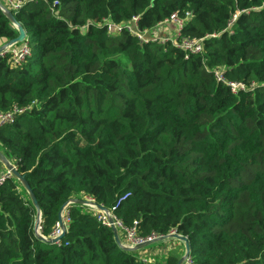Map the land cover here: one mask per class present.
Listing matches in <instances>:
<instances>
[{"label": "trees", "instance_id": "trees-1", "mask_svg": "<svg viewBox=\"0 0 264 264\" xmlns=\"http://www.w3.org/2000/svg\"><path fill=\"white\" fill-rule=\"evenodd\" d=\"M6 1L30 53L0 54V112L26 109L0 128V150L37 198L41 234L51 237L69 200L89 197L137 237L187 236L195 264H264V0ZM174 13L201 52L110 34L104 21L139 16L153 30ZM18 34L0 7V40ZM215 70L247 88L233 92ZM67 209L62 239H42L29 193L8 177L0 264H177L184 254L177 240L140 257L86 205Z\"/></svg>", "mask_w": 264, "mask_h": 264}, {"label": "built area", "instance_id": "built-area-1", "mask_svg": "<svg viewBox=\"0 0 264 264\" xmlns=\"http://www.w3.org/2000/svg\"><path fill=\"white\" fill-rule=\"evenodd\" d=\"M10 2H11V5H13L15 8L21 7V4L19 3V1L17 3H13L12 1H10ZM187 15H189V13ZM138 20H139V16H134L131 21L125 23L124 25L117 24V23H114L110 20L108 21L106 19L104 21H105L107 30L110 34L118 33L122 29L126 28L127 30H129L130 32L135 34L140 40H146L148 38H154V39L159 40L162 43H165L168 40H172L176 45L181 47L186 53H196V52H201L203 50L202 39H197V38L191 39V38H187V37L182 36L181 33H182V29L184 27V23H185L186 18L180 17L176 13L172 14L170 18L159 22L158 26L156 27V28H158L159 26L166 25L168 22H170L171 24H173L176 27L177 35L174 39L169 38V37H167V38L156 37L155 34L153 33L154 29L153 30H141L139 28V25H138ZM8 51H10L12 53V58L15 62H20V61L24 60L25 57L30 53L29 46L25 42H23L19 46L15 45L13 47H10L8 49ZM215 76L219 81L227 83L232 88L233 92H235V93H237L239 90L247 88V86L244 83L227 81L225 79L224 75L222 74V72L219 70H215ZM25 110H26L25 108H20V107L15 106L10 111L0 112V128L6 124L13 123L15 121L16 117L18 115L24 113ZM11 175H12V173L9 170H6L5 172L0 173V184H2ZM87 199L90 202V204H88L87 206L96 213L99 220H101L104 224H106L110 227L115 226L119 232V235L122 232V235H120V236L123 237L122 243L125 246L134 247V246H136L140 243H143L147 240L158 237L156 235L149 236L147 238L137 237L135 235V228L134 227L133 228L125 227L123 225L122 221L120 220V218H118L112 212V210H109V209H107V211L102 210L99 208V205L94 201L93 198L88 197ZM61 218H62V221L65 224V226H67V223L70 219L67 207L64 208ZM61 233H62V228H61L60 222L58 220L56 227H55V230H54V233L51 235V237H56V236L60 235ZM182 264H195V262L188 255L184 259Z\"/></svg>", "mask_w": 264, "mask_h": 264}, {"label": "water", "instance_id": "water-1", "mask_svg": "<svg viewBox=\"0 0 264 264\" xmlns=\"http://www.w3.org/2000/svg\"><path fill=\"white\" fill-rule=\"evenodd\" d=\"M0 7L1 9L6 13V15L9 17V19L11 20V22L14 24V26L18 29L19 31V34L17 37L7 41L5 44H3L2 46H0V54H2L3 52H6L8 51V49L12 46H14L15 44L19 43V42H23L26 40L27 38V33H26V30L25 28L22 26V24L16 20L14 14L9 10L7 9L1 2H0ZM0 162L3 163V165L7 168V170H9L12 175H14L21 183L22 185L25 187V189L27 190V192L29 193L31 199H32V202L34 204V206L36 207L37 209V222H36V226H35V229L37 232H39V235L42 239L50 242V243H56V242H59L62 237L64 236V233L66 231V226L65 224L63 223L62 221V213H63V210L65 207H67L69 204L71 203H79V204H83V205H88L90 204L89 200L88 199H82V198H73L71 200H69L65 206L63 207L61 213H60V218H59V222H60V225H61V228H62V233L56 237H49V238H46L44 235L41 234L40 232V223H41V210H40V206L38 204V201H37V198L32 190V188L30 187V185L28 184V182L25 180L24 176L19 172L18 168L16 167L15 164H13L4 154L3 152L0 151ZM99 208L102 209V210H105L107 211V208L103 207L102 205H99ZM114 231V235H115V239L117 241V243L124 249V250H127V251H133V250H136V249H140V248H143L145 247L146 245H149L153 242H156V241H160V240H165L167 238H176V239H179L181 241L184 242L185 244V252L183 254V256L179 259L178 263L177 264H182V262L184 261V259L189 255L190 253V247H189V241H188V237L187 236H184L182 234H179L177 233V231H173L167 235H163V236H158L156 238H153V239H150V240H147L143 243H140L134 247H129V246H125L123 243H122V239L119 235V232L117 230V228L115 226H112L111 227Z\"/></svg>", "mask_w": 264, "mask_h": 264}, {"label": "rangeland", "instance_id": "rangeland-1", "mask_svg": "<svg viewBox=\"0 0 264 264\" xmlns=\"http://www.w3.org/2000/svg\"><path fill=\"white\" fill-rule=\"evenodd\" d=\"M5 2H7V1L5 0ZM9 4H11V2H9ZM153 31H154L153 33L155 34V36L159 37V38H167V37H169V38H173L174 39L176 37V35H177L176 27L173 24H171L170 22H168L166 25L159 26L158 28L154 29ZM6 42H7L6 40H0V46L5 44ZM0 151L2 152V150H0ZM0 166L5 167L3 165V163H1V162H0ZM87 209L89 210L90 208L87 206ZM165 240H160V241L153 242V243H151L149 245H146L143 248L136 249V250H133V251H134V253H136L140 257H144L146 255H148V256L150 255V257H151L153 255L152 249L156 248L157 246H161L163 253H159V255L164 256L169 250H171L176 245V242L172 244L173 239H171V238H167Z\"/></svg>", "mask_w": 264, "mask_h": 264}, {"label": "crops", "instance_id": "crops-1", "mask_svg": "<svg viewBox=\"0 0 264 264\" xmlns=\"http://www.w3.org/2000/svg\"><path fill=\"white\" fill-rule=\"evenodd\" d=\"M7 170V168H5V167H3V166H0V173H3V172H5ZM171 239H173V242H172V244L173 243H175V242H177V240H179V239H176V238H171ZM166 241V240H165ZM179 241H181V240H179ZM181 242H183V241H181ZM179 244V243H178ZM152 251H153V254H159V253H163L162 252V247L161 246H157L156 248H153L152 249ZM147 257H149L148 255H146ZM145 257V256H144Z\"/></svg>", "mask_w": 264, "mask_h": 264}]
</instances>
